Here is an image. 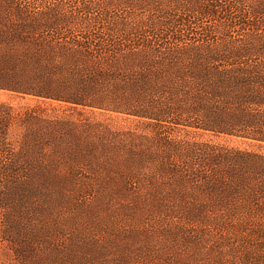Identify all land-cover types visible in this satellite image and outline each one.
<instances>
[{
    "label": "trees",
    "instance_id": "1",
    "mask_svg": "<svg viewBox=\"0 0 264 264\" xmlns=\"http://www.w3.org/2000/svg\"><path fill=\"white\" fill-rule=\"evenodd\" d=\"M34 2L2 0L0 89L135 118L155 131L50 121L39 104L15 109L0 103V188L7 180L19 193L30 184L32 168L42 167L30 156L49 148L50 136L78 150L94 147V157L129 182L128 194L120 196L125 209L109 214V237L97 241L70 227L65 249L51 230L52 262L162 264L164 247L152 237L165 235L171 223L182 247L205 242L207 230L225 231L235 264H259L258 254L264 264V153L175 136V130L210 133L264 149V0ZM18 127L22 138L13 149L8 136ZM150 165L174 182L175 194H139ZM6 192L0 194V230L16 244L24 236L7 212ZM132 221L146 224V231L125 225ZM139 254L152 260L140 262Z\"/></svg>",
    "mask_w": 264,
    "mask_h": 264
},
{
    "label": "rangeland",
    "instance_id": "2",
    "mask_svg": "<svg viewBox=\"0 0 264 264\" xmlns=\"http://www.w3.org/2000/svg\"><path fill=\"white\" fill-rule=\"evenodd\" d=\"M18 1L25 5L31 4L32 7L37 6L34 0ZM1 6H3L2 0H0V14L2 13ZM0 103H5L15 109L35 107L39 104L45 109L44 114L50 117V121L70 120L77 122L80 126L94 125L101 128L107 126L125 132L155 133L153 127L142 124L135 118L127 119L126 116L98 109L76 107L51 99H40L32 96L22 98L3 89H0ZM72 107H76V111ZM167 128L168 130L173 129ZM22 131L23 129L18 127L9 134L8 141L12 144L13 149H17V145L19 146L17 141L22 138ZM188 131L175 130V136L186 141L208 142L232 150L264 153V149L241 138L217 137L210 133L195 135ZM48 140H50V146L44 151L45 154L44 149H42L35 151V154L30 156L31 161L41 162L42 167L32 168L33 174L27 187L16 193L12 187L9 188L7 180L2 181L0 194L5 193L9 188L5 194L10 198L7 212H10L11 219L16 220L20 225L24 237L18 243L12 244L4 239V234L0 230V264H55L52 262L54 258L53 240L55 238L51 235V230H56L59 244L65 249H67L69 239L64 232H67L70 227L73 230L79 228L90 232L97 241L104 242L109 237L107 228L110 212H118L119 206L121 209L124 208L120 202L123 201L120 200V196L121 194H128L124 188L129 182L118 177V173L114 169L104 167L97 156L94 157L92 153L94 147L91 150H84L85 148L78 150L75 146H67L66 142H63V145L57 143L51 136ZM45 166L48 167L47 171L43 168ZM142 174L148 176V179H145L141 185H137L139 194H175L174 182L166 177L158 176L155 166H147ZM46 176H48L49 183H45V185ZM22 180L24 179H21V182ZM15 182L21 183L18 180ZM119 184L122 188L124 187L123 193L115 192L116 186ZM130 188L131 186L129 190ZM129 200V197L124 198L125 205L131 210L133 206ZM36 214L40 217L36 218ZM2 215L3 212L0 214V229L5 227ZM156 224L152 223L153 226ZM125 225L146 231V224L143 225L138 221L137 223L134 221L127 222ZM163 226L165 228L166 225ZM176 227L178 226L169 223L165 235L158 234L152 237V240H157L155 242L164 247L158 258L163 257L165 259L164 261L158 260V262L162 264H220L221 262L223 264H235L231 258V244L224 238L226 235L230 237L231 233L225 231L221 233L210 229L207 230L208 235L205 242L201 241L198 245L199 241H196L189 246L182 247L183 240L180 239V236H172ZM29 229L34 232H41L43 234L42 239L32 238L33 232ZM9 234L13 233L10 231ZM36 241H39V246L34 247L32 252V243ZM257 244H251V250L257 249ZM168 256H171V260L168 259ZM184 256V259L178 260ZM144 259L152 260L139 254L138 260L142 262ZM262 260L263 257L261 258L258 254L259 264Z\"/></svg>",
    "mask_w": 264,
    "mask_h": 264
}]
</instances>
